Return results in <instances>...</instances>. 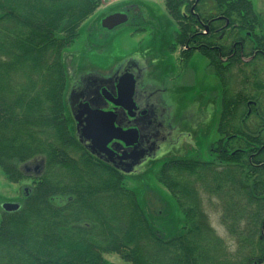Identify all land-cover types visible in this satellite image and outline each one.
Listing matches in <instances>:
<instances>
[{"label": "trees", "instance_id": "16d2710c", "mask_svg": "<svg viewBox=\"0 0 264 264\" xmlns=\"http://www.w3.org/2000/svg\"><path fill=\"white\" fill-rule=\"evenodd\" d=\"M100 1L0 0V166L17 181L21 165L44 159L21 207L2 213L0 264H110L106 253L127 264H264V31L253 2L165 0L183 72L198 52L221 84L211 159L173 157L154 172L188 228L166 238L126 175L69 127L63 55Z\"/></svg>", "mask_w": 264, "mask_h": 264}, {"label": "rangeland", "instance_id": "374dc122", "mask_svg": "<svg viewBox=\"0 0 264 264\" xmlns=\"http://www.w3.org/2000/svg\"><path fill=\"white\" fill-rule=\"evenodd\" d=\"M251 1L264 31V0ZM100 2L96 13L83 25L79 38L63 55L68 77L64 102L70 130L79 137L68 103L70 92L90 87L89 75L106 77L129 64L135 66L141 76L140 89L155 91L162 99L165 109L161 120L167 123L170 139L160 140L161 148L155 150L158 154L139 162L135 171L126 174L125 184L135 191L148 220L165 233L164 237L185 234L186 219L169 191L157 182L154 172L173 157L211 159L208 146L219 137L220 104L215 92L221 90L220 81L208 67V59L198 52L189 62L191 69L183 72L178 50L172 49L178 25L167 11L165 0ZM116 11L129 14V21L112 30L104 29L102 19ZM32 182L25 176L11 181L0 166V201L23 203V189L32 186ZM207 210L211 225L226 238L219 215ZM105 258L110 264H127L114 253H106Z\"/></svg>", "mask_w": 264, "mask_h": 264}, {"label": "water", "instance_id": "95a60500", "mask_svg": "<svg viewBox=\"0 0 264 264\" xmlns=\"http://www.w3.org/2000/svg\"><path fill=\"white\" fill-rule=\"evenodd\" d=\"M128 21L129 14L123 11H116L106 15L102 19L101 25L104 29L112 30L117 26L127 23ZM134 71L137 73V68L135 66ZM135 73L125 69L123 70L121 75L118 76L116 80V95H113L106 87L101 89V95L104 100L113 104L116 108L120 107L123 109L125 116L132 118L135 117L137 111H140L141 109V105L137 106L135 100V95L140 87L139 82L137 85L135 77L137 74ZM113 75L114 74H111L106 77L111 78ZM153 93L159 101L160 97L156 95L155 91H153ZM106 107V105H96L92 101H82L78 104L77 108L79 112L75 116L79 130L78 138L84 145L88 142L86 148L93 155L120 169L123 173L127 174L135 171L139 162L144 160L146 157L152 156L155 152L158 154L159 151L155 150L161 148L159 147L160 140H163L164 138L170 139L167 123L165 124L164 121L161 120L159 125L161 130L158 132L159 138L156 140V146H159L154 149L153 154L148 155L149 149L140 147L145 137L143 133L142 135L140 134V129L137 127L125 129L121 126L119 121V124H117V111L114 109L105 110L104 108ZM80 113L81 115H79ZM145 113L146 111L142 112V114ZM139 114L141 113L139 112ZM169 139L167 140L169 141ZM114 140H118L123 143L126 146L124 147V150L117 152L115 147H110V144ZM128 148H131V150H128ZM135 161L138 162L134 164ZM2 208L8 212L16 211L20 208V204L16 202H4L2 203Z\"/></svg>", "mask_w": 264, "mask_h": 264}, {"label": "flooded vegetation", "instance_id": "af4514ba", "mask_svg": "<svg viewBox=\"0 0 264 264\" xmlns=\"http://www.w3.org/2000/svg\"><path fill=\"white\" fill-rule=\"evenodd\" d=\"M125 70H129L133 73H135L133 67L131 65H128L126 67H124ZM123 68L118 69L117 71L113 72L112 74H114L111 78H107V77H100L97 74L94 75H89L91 77H89L88 81L89 83H91L90 87H84V89H77V90H73L72 93L70 92L69 96H68V103L70 106V112L72 114V119L76 122V127H77V121L75 119V116L78 114L79 110H78V104L80 102H86V101H92L94 104L96 105H106L107 107L104 108L105 110H116L118 117H117V124H119V122L121 123V126H123L125 129L130 128V127H137L140 129V134L145 136L143 139V143L141 144L140 147L142 148H148L149 152L148 155H151L154 153V149H156V140L159 138L158 137V132H160V121H161V117H162V109L161 107L158 105L157 101L155 98H153L152 96L148 95L146 92L144 91H139L137 90V93L135 95V100L137 103V106L141 105V109L140 111H137L136 116L135 117H127L125 116L123 109H121L120 107H115L113 104L108 103L106 100L103 99L102 95H101V89L106 87L108 90H110L112 92L113 95L117 94V89H116V85H117V77L121 75V73L124 70ZM137 75H135L136 77V81H137V85L138 82L140 83L141 77H140V73L137 71V73H135ZM87 79V77L85 79L82 80V83L85 82V80ZM81 83V84H82ZM83 97V98H82ZM77 101L75 102L74 100ZM74 99V100H73ZM73 100V101H72ZM71 101V102H70ZM146 111L145 114H142V112ZM139 112L141 114H139ZM81 115V113L79 114ZM81 117V116H80ZM119 121V122H118ZM127 125V126H125ZM78 129V127H77ZM145 141V142H144ZM86 145H88V142H86V144L84 145L85 147H87ZM110 147H115V150L117 152H121L122 150H124V147H126L123 143H121L118 140H114L111 144ZM128 150H131V148H128ZM43 160V162H42ZM138 161H135V163H137ZM21 170L24 173L26 178H31L33 180L32 183H34V181L36 180V178H38L41 173L43 172L44 169V159H33L30 160L26 163H24L23 165H21ZM32 186H26L23 189V195L26 198L29 194V191L31 190ZM3 202L0 201V211H3V208L1 207V204ZM20 205H22V203L17 202ZM4 212V211H3Z\"/></svg>", "mask_w": 264, "mask_h": 264}]
</instances>
